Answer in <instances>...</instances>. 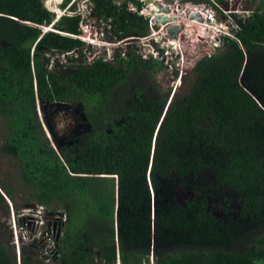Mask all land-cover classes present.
Segmentation results:
<instances>
[{"label":"trees","instance_id":"trees-1","mask_svg":"<svg viewBox=\"0 0 264 264\" xmlns=\"http://www.w3.org/2000/svg\"><path fill=\"white\" fill-rule=\"evenodd\" d=\"M93 1L95 14L111 20L119 41L150 34L149 19L139 14L142 2ZM130 2L137 12L129 10ZM50 11L45 0H0V120L8 128L6 148L36 205L58 202L67 208L62 263L95 264L99 258L100 264H116L119 254L121 264H147L152 255L155 264H264V146L254 132L264 126V109L239 84L246 53L258 54L264 45V0L237 33L238 41L225 37L215 53L197 62L196 79L164 115L167 96L146 91L162 60L147 62L130 48L127 58L111 62L100 56L90 65L54 70L49 54L86 43L78 38L81 15L61 17L56 32H44L41 24L54 18ZM77 54L76 62L84 58ZM141 72L143 81L129 86ZM36 99L48 107L82 106L88 126L60 147L62 158L45 136ZM149 172L155 185L152 246L146 244L150 214L142 215V233L136 222L149 205ZM172 173L204 183L194 189L197 197L185 205L167 200L162 182ZM115 176L117 213L121 207L127 213L117 221ZM0 183V211L8 215L2 191L14 196ZM219 184L240 204L226 224L208 211L210 196L223 193L211 190ZM22 260L43 264L32 253ZM0 264H16L15 254L1 244Z\"/></svg>","mask_w":264,"mask_h":264},{"label":"rangeland","instance_id":"rangeland-1","mask_svg":"<svg viewBox=\"0 0 264 264\" xmlns=\"http://www.w3.org/2000/svg\"><path fill=\"white\" fill-rule=\"evenodd\" d=\"M66 1L67 0H45L46 6L49 10H51L50 12L54 13V18L52 19L50 24H47L46 22L42 23L41 27L45 31L49 30L50 32H56L53 29V25L56 21L60 20L61 17L76 16L82 14L80 29L83 31H89V29L92 28V31L91 34L84 32L83 35L80 36L82 41L86 42V44L82 48H75V50L73 51L62 54L59 52L49 54L51 59L50 66H53L54 70L58 69L60 72H64L66 69H68L69 66L83 62L90 65L98 57L104 56L106 59H108L107 57L109 56V54L113 55V53H116L118 51L120 52V56L125 58L128 51L125 52L124 50H127L129 47L132 51L140 54L143 59L149 62L147 58L143 57L142 54L144 52H142V50L140 49V45H144V47L147 48L150 43L157 44L156 42H159V40L156 39L158 35H155L150 40L143 41V44H140V41L138 40L139 38H137L138 36H131L119 41V37L113 32L111 25H108V23L105 24V22L103 24V20L101 21L98 15L95 14L92 7V0H81L77 3L78 6H71V4H68L66 6ZM138 1L142 2L143 8L146 9L144 6L145 0ZM191 1H187L188 3H183L185 5L201 4L202 7H204L205 5L208 8H213L215 10V4L213 5L209 0ZM227 1L230 2L231 0H225L224 2H222V0H218L216 1V5L222 6L223 4H227ZM164 2H172V0H164ZM70 6L71 8H69ZM134 6L137 7L136 5ZM128 7L131 8V3ZM208 8L201 9L205 11ZM56 10H61V12H56ZM208 10L209 11L206 14L212 15V10ZM229 11H227V13H222V15L218 14V23H216V21H209L210 24L215 26L220 25L223 21L231 23L230 25H227L230 27V29L225 33H215V31H218L216 28L213 31L210 30L209 35L207 30V26L209 24L198 22L196 18H194V21L192 20L186 22V29L184 32L180 33L178 39L170 38L167 34L163 36L164 40L168 41L171 45V51L169 52H171L172 57L169 60L174 59L173 62H175V65L176 60H179V71H177L175 67L174 70L169 68V66H165L166 62L162 61L163 67L158 73L153 74L152 70L146 73V75L153 74L152 76H150V78L147 77L151 82H148V87L146 88L147 93L149 92L150 94L158 98L167 96L168 107H166V111L165 113H163V115L167 113L170 103L178 95V93L183 94L189 90L190 85L197 77V74H195L194 71L197 62L203 57L210 56L212 55V53H215L216 50L222 46L225 37H228L230 39H237V33H240L243 29L244 22H247V20L251 17V14H248L245 9H241L240 14H230ZM144 13L146 14L145 10ZM216 13L217 12L215 11V15ZM153 29L159 31L161 28L157 24L153 26ZM153 29L151 28V33ZM150 34L148 36H150ZM207 35L211 36V39H214V41H210L211 43H209L207 40H204ZM147 41H150L149 44L147 43ZM175 45H177V47L174 49L173 47ZM262 48L258 54L248 55L246 53V60H248V63L246 64L247 61H245L244 63V69L240 75L239 84L241 87L247 89V91L253 96L254 100L260 105L262 109H264V45L262 46ZM74 51L75 53H73ZM78 52L83 54L84 58L76 62L72 60V58H76L78 56ZM46 56L48 57V55ZM60 63L65 64L66 67H57V65ZM140 81H143V72H141L139 75L135 74L131 78L128 85L132 86L135 82H137L138 85ZM36 110L38 119L42 124L46 138L53 148L55 146L54 144H56L58 151L61 146L71 144V142L67 143L68 141L72 140L69 136H72L73 138L75 135L79 134L81 129L88 126L83 115L82 106L80 104H75V106L59 105L57 107H48V105L42 106L40 104H36ZM208 123L209 122H207V124ZM78 126H80L81 128H79ZM254 132L258 135L259 141L264 146V126L259 127L258 125H256L254 127ZM53 133L60 136L59 145H57V143L54 141L55 138L53 136ZM7 137V124L5 121L0 120V181H2L9 187L11 194L14 196V198H11L9 194H7L5 191H2L4 193L7 204L9 205L10 211L8 215L0 211V244L10 252L15 254L16 264H22V259L25 254L32 253L36 257H39V260H41V256L39 251H37L38 249L36 250L32 246V242H17V240L21 239V237L19 238V234H16L12 229L13 216L11 214L13 211L14 214H17L18 210L22 211L24 210V208H28L27 205L31 206V208H35L36 201H33L34 199H32L31 197V193L34 192L29 189L22 180L21 172L17 165V158L6 148L5 144L7 141ZM171 175V178H165V180H163L162 182L163 185H166V187H164V190H166L165 193L167 195L166 198L167 200L170 199L174 203L180 205H185L188 201L197 197V195H195L194 189H198L199 185H204V183H202L201 181L196 182L194 180L193 182H191L192 180L190 179L188 181H183L178 178V175L176 176V174L174 173H172ZM206 176L207 178L210 177L211 180L215 179L209 173L206 174ZM148 180L150 194L146 197V199H144V202L149 201V205H145V213H143V211H139V213L136 214V222L137 228L142 233V215L150 214L149 222L147 225H145V228L147 232L146 244L152 246L155 243V185L151 180V173L148 175ZM202 180H204V178ZM211 190H216L218 192L223 191V193H218L216 195L210 196V198L208 199V211H210V213L217 220H219L220 222L223 221L224 224H226L227 222H231L237 217L240 208L239 201L237 200L235 194L230 193L233 195L232 196L229 195V193H226L222 184L211 187ZM28 198L31 201L28 202L26 200ZM118 206L119 201L117 203V201L115 200L116 221L118 220L119 215L121 217L122 214H127L125 213L126 210L124 208L123 212L122 207L117 213ZM47 209L52 211L63 210L68 213L67 208L63 204L58 202H55V204H53V207H47ZM115 225V229H117V223ZM117 240L119 241V237H116V241ZM117 257L118 258L116 259V264H121L120 255L118 254ZM95 264H100L99 258L96 260ZM147 264H155V258L153 257V255L150 257V261Z\"/></svg>","mask_w":264,"mask_h":264},{"label":"built area","instance_id":"built-area-1","mask_svg":"<svg viewBox=\"0 0 264 264\" xmlns=\"http://www.w3.org/2000/svg\"><path fill=\"white\" fill-rule=\"evenodd\" d=\"M212 1L214 2V0ZM238 1L239 0H231V2L233 3H238ZM130 3H131L132 10L130 7H129V10L131 12H137L138 8L135 7L132 2ZM239 4H240V1H239ZM198 5L201 6V4H198ZM219 8L222 11H224L223 6H219ZM144 10L145 9L142 7V9L139 10V14L144 15L145 14ZM208 11L209 10H205L206 13ZM212 15L214 17L215 10H212ZM205 17H207V15H205ZM229 24L231 23L223 21L219 25L222 28L219 32L221 34L223 32L224 33L227 32V30H229V26L227 25ZM150 25H154V23L150 21ZM161 29L163 30L162 27ZM161 29L159 31H155V30L152 31L150 36L140 37V38L138 37L140 44H143V41L145 40H150L155 35H158L159 37V38L156 37V39L159 40L158 44L150 43V45L147 48H145L144 45H140V48L144 52L142 55L144 58L148 59L150 57L149 53L151 52L154 57H159V59H162L163 61H165L166 65H168L169 68L171 69H174V67L178 68L179 60H176V65H175V62H173L174 59L169 60L172 57L171 52H169L171 51L170 49L171 45L168 41L164 40L163 36L166 35V33L164 31L161 33ZM91 31H92V28H90L89 31H84V32L91 34ZM204 40H207L209 43L214 41V39H211V36L205 37ZM235 40L238 41V39H235ZM149 42L150 41H147L148 44ZM176 47L177 45H175L173 48L175 49ZM107 58L108 59L106 60L108 61H111L113 59L111 54H109ZM11 215L13 216L12 229L14 230L16 234H19V238L21 237V239L18 238L19 240H17V242H22V243L27 242V241L32 242L31 243L33 244L32 246L36 250L38 249L37 251H39L41 260L44 264H63L61 252H60V245H61V239L65 232V225H66L67 218H68L67 213L65 211L63 210L62 211L60 210L52 211V210H48L46 207L36 205L35 208H31V206H28V208H24V210L18 211L17 214H14V211H13Z\"/></svg>","mask_w":264,"mask_h":264},{"label":"water","instance_id":"water-1","mask_svg":"<svg viewBox=\"0 0 264 264\" xmlns=\"http://www.w3.org/2000/svg\"><path fill=\"white\" fill-rule=\"evenodd\" d=\"M260 0H256V4ZM153 2L155 5L158 6L159 10H154V15L152 13L151 22L158 25H163V31L173 39H178L180 33L184 32L186 29V22L189 20H196L198 22L204 23V18H201L199 16L196 17V15L191 14L188 9H186L185 6H182L180 3L178 5H173L170 3H164L161 0H145V8L148 10L150 9V3ZM199 7V6H197ZM152 11V10H151ZM153 12V11H152ZM149 15H146L148 17ZM151 16V15H150ZM209 22L210 19H207ZM55 150H57V154L62 158L60 152L58 151V148L56 144H54ZM152 164V161H151ZM151 167V166H150ZM90 176V175H89ZM116 179H118L117 176H115ZM118 184V180H117ZM117 191H116V201L118 203L119 195H118V185H117ZM118 231V228H117Z\"/></svg>","mask_w":264,"mask_h":264},{"label":"clouds","instance_id":"clouds-1","mask_svg":"<svg viewBox=\"0 0 264 264\" xmlns=\"http://www.w3.org/2000/svg\"><path fill=\"white\" fill-rule=\"evenodd\" d=\"M79 1H81V0H71L70 2H69V5L71 4V6H73V5H77V3L79 2ZM93 1V0H92ZM163 2H164V0H162ZM210 2H212V4L215 6V11H217V14L216 15H214V17L213 16H210V14L209 15H207V14H205V15H207V17H203L204 18V20H205V24H210V22H208L207 21V19H210L211 17H213L215 20H216V23H218L217 22V19L219 18V16H218V14L219 15H222V13H227V11H229V10H231V11H229L230 12V14H240L241 13V9H245L247 12H248V14H251L253 11H254V7H255V5H256V0H239L240 1V4H239V1H238V3H233V2H229V1H227V4H223L222 6L224 7V11H222L220 8H219V6H217L216 5V1H218V0H214V2L212 1V0H209ZM225 0H222V2H224ZM254 1V2H253ZM165 3V2H164ZM203 5V4H202ZM71 6L69 7V8H71ZM193 6H200V5H198V4H196V5H193ZM233 6V7H232ZM92 7H94V4L92 3ZM201 7V6H200ZM74 8H75V6H74ZM202 9H204V8H208L207 6H204V7H201ZM208 9H211V10H214L213 8H208ZM208 9H206V10H208ZM79 13V12H78ZM79 15H82V14H79ZM142 15V14H141ZM145 17H146V14L144 15ZM250 16V15H249ZM81 18H82V16H81ZM146 18H148L149 19V26H151L150 27V30H151V28L153 29V26L154 25H157V24H154L153 26L152 25H150V21H151V16H148V17H146ZM101 19V18H100ZM101 20H103V19H101ZM105 22V24H107L108 23V25L110 24V22H111V20L109 19V20H107V22L105 21V20H103L102 21V23H104ZM247 22H244V24H246ZM230 25V24H229ZM81 26V25H80ZM160 26V28L162 27L163 28V25H159ZM229 29H230V27H229ZM155 29H153L152 31H154ZM43 31L44 32H49V30L48 31H45L44 29H43ZM82 31V34L80 35V36H82L83 35V33H84V31L83 30H81ZM156 31V30H155ZM163 31V30H162ZM151 33V32H150ZM208 33H210V32H208ZM80 36H78V38H80ZM200 36V35H199ZM147 37V36H146ZM138 38V37H137ZM140 38V37H139ZM81 39V38H80ZM235 40V39H234ZM86 43V42H85ZM157 44L159 43V42H156ZM141 49V48H140ZM142 50V49H141ZM143 52V51H142ZM150 54V56H151V58H154V59H159V57H154L153 56V54L150 52L149 53ZM112 60H111V62L112 61H114V60H116V54L114 53L113 55H112ZM106 59V58H105ZM159 60H162V59H159ZM163 61V60H162ZM37 100V104H40V100H38V99H36ZM118 180V179H117Z\"/></svg>","mask_w":264,"mask_h":264},{"label":"bare ground","instance_id":"bare-ground-1","mask_svg":"<svg viewBox=\"0 0 264 264\" xmlns=\"http://www.w3.org/2000/svg\"><path fill=\"white\" fill-rule=\"evenodd\" d=\"M60 2V1H59ZM92 2H94V1H92ZM161 2H162V0H161ZM49 3V2H48ZM129 4V3H128ZM179 4V3H178ZM130 5V4H129ZM128 5V6H129ZM141 5H142V3H141ZM175 5V4H174ZM54 6V5H53ZM78 6V5H77ZM186 7V9H188V11L191 13V14H194V15H196V14H198V15H196V17L197 16H199V17H201V18H203L204 16H205V14H206V12L204 11V10H202L201 9V7H196V6H193V5H186L185 6ZM54 8V7H53ZM150 9L153 11H151V10H148V9H145V12H146V15H151L152 16V13H153V15H154V12H156V11H154V10H159V8H158V6L157 5H155L153 2H151L150 3ZM61 12V10L59 11V10H56V12ZM211 16H213V15H211ZM210 20L211 21H216L213 17H211L210 18ZM240 21V20H239ZM217 28V30L218 31H215V33H217V32H219L222 28H221V26H219V25H217V26H215V25H212V24H209L208 26H207V30H208V32L210 31V30H215ZM163 31H162V29H161V33H162ZM149 33V32H148ZM234 33V32H233ZM210 34V33H209ZM207 37H209L208 35H207ZM84 40V39H83Z\"/></svg>","mask_w":264,"mask_h":264},{"label":"flooded vegetation","instance_id":"flooded-vegetation-1","mask_svg":"<svg viewBox=\"0 0 264 264\" xmlns=\"http://www.w3.org/2000/svg\"><path fill=\"white\" fill-rule=\"evenodd\" d=\"M187 1L190 2L191 0H174V1L172 0V2H167V3L173 4V5L175 4V6L178 5V3H180L182 6H186V5H189V4H186V5H185L183 2L188 3ZM192 1H195V0H192ZM192 1H191V2H192ZM173 2H174V3H173ZM165 3H166V2H165ZM189 21H191V20H189ZM193 21H194V20H193ZM123 43H124V41H123ZM126 46H127V45H126ZM129 49H130V47H129L127 50H124V49H123V50H124L125 52H127ZM120 51H121V50H120ZM128 53H129V52L126 53L125 58L128 57ZM115 54H116V57H117L116 60H117V59L119 58V56H120V52L118 51V52H116ZM150 58H151V56L148 58V61L150 60ZM165 66H168V65L165 64ZM174 70H175V69H174ZM176 70L179 71L178 68H176ZM78 127L81 128L80 126H78ZM53 136H54V138H58V139H60V136H59V135H56V134L53 133ZM69 137L71 138L72 136H69ZM69 137H68V138H69Z\"/></svg>","mask_w":264,"mask_h":264}]
</instances>
